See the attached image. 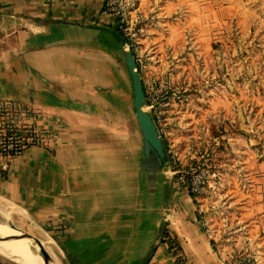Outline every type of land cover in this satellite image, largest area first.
Wrapping results in <instances>:
<instances>
[{
  "label": "crops",
  "instance_id": "1",
  "mask_svg": "<svg viewBox=\"0 0 264 264\" xmlns=\"http://www.w3.org/2000/svg\"><path fill=\"white\" fill-rule=\"evenodd\" d=\"M103 3L0 0V98L40 108L59 133L53 146L31 145L0 167V197L52 237L65 264H176L169 236L191 264H229L200 224L198 197L150 177L141 144L122 128L132 88L120 33ZM202 4L207 0H140L166 27L152 35L159 50L167 45L179 60L194 51L206 57L215 32L209 21L217 17L200 12ZM259 181L252 210L264 226V177Z\"/></svg>",
  "mask_w": 264,
  "mask_h": 264
},
{
  "label": "rangeland",
  "instance_id": "2",
  "mask_svg": "<svg viewBox=\"0 0 264 264\" xmlns=\"http://www.w3.org/2000/svg\"><path fill=\"white\" fill-rule=\"evenodd\" d=\"M204 11L217 17L209 21L215 32L205 41L206 57L194 51L191 59L179 60V98L171 101L164 126L172 130L163 138L169 164L156 175L172 180L168 167L176 165L174 157L186 166L212 151L223 177L218 187L206 185L198 197L212 246L229 264L245 254L252 264H264V226L252 210L255 186L264 177V0H207ZM121 118L122 128L140 146L131 105L122 107ZM9 220L40 236L22 215L12 213ZM0 264L21 263L0 254Z\"/></svg>",
  "mask_w": 264,
  "mask_h": 264
},
{
  "label": "built area",
  "instance_id": "3",
  "mask_svg": "<svg viewBox=\"0 0 264 264\" xmlns=\"http://www.w3.org/2000/svg\"><path fill=\"white\" fill-rule=\"evenodd\" d=\"M103 7L112 15L123 39V49L132 52L144 91L143 108L152 116L163 139L172 131L164 126L171 117V101L179 98L180 90L175 79L178 56L173 55L167 45L163 51L159 50L157 42L152 40V35L166 30L164 22L157 12L144 10L140 0H104ZM51 118L40 108L21 100L0 98V167L8 169L14 157L31 145L53 146L59 133L50 124ZM195 160L185 166L176 156L173 160L176 165L168 170L175 187L199 197L206 185L219 186L223 171L216 167L212 151L205 150ZM200 224L210 235L207 219L201 218ZM169 238L172 240L169 251L176 264H191L174 237ZM252 260L248 254L239 255L231 264H252Z\"/></svg>",
  "mask_w": 264,
  "mask_h": 264
},
{
  "label": "water",
  "instance_id": "4",
  "mask_svg": "<svg viewBox=\"0 0 264 264\" xmlns=\"http://www.w3.org/2000/svg\"><path fill=\"white\" fill-rule=\"evenodd\" d=\"M121 36V35H120ZM121 48L123 50L124 61L126 64L128 76L132 88V107L137 120L141 135V149L143 155V167L146 173L152 177L158 168L168 166L169 157L165 148L164 141L159 134L158 128L148 111L143 108L144 91L142 87L141 78L137 68L135 67V60L131 51L125 50L122 47L123 39L121 37ZM1 220V218H0ZM3 221V220H1ZM8 222V221H7ZM11 223V227L22 231V235L33 238L38 244V253L42 257L45 264H53L55 262L53 255L50 253L42 239L38 235L24 231L18 225ZM1 238V237H0ZM62 264H65L60 259Z\"/></svg>",
  "mask_w": 264,
  "mask_h": 264
},
{
  "label": "bare ground",
  "instance_id": "5",
  "mask_svg": "<svg viewBox=\"0 0 264 264\" xmlns=\"http://www.w3.org/2000/svg\"><path fill=\"white\" fill-rule=\"evenodd\" d=\"M164 168L166 169V167ZM12 213L23 215L24 210L5 200L4 197H0V218L3 220H0V254L10 257L21 264H45L38 253L36 241L33 238L22 235L21 230L11 227L9 218ZM39 233L43 243L54 257L55 262L53 264H62L58 254L59 249L52 237L42 229H39Z\"/></svg>",
  "mask_w": 264,
  "mask_h": 264
},
{
  "label": "trees",
  "instance_id": "6",
  "mask_svg": "<svg viewBox=\"0 0 264 264\" xmlns=\"http://www.w3.org/2000/svg\"><path fill=\"white\" fill-rule=\"evenodd\" d=\"M163 236V239L165 240V239H168V237H166V231H164V235H162ZM169 240V239H168ZM171 243H172V240L170 239L169 240V246L171 245Z\"/></svg>",
  "mask_w": 264,
  "mask_h": 264
}]
</instances>
